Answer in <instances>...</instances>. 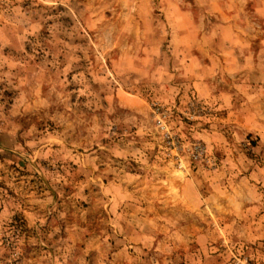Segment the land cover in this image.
<instances>
[{
  "label": "rangeland",
  "instance_id": "obj_1",
  "mask_svg": "<svg viewBox=\"0 0 264 264\" xmlns=\"http://www.w3.org/2000/svg\"><path fill=\"white\" fill-rule=\"evenodd\" d=\"M0 264H264V0H0Z\"/></svg>",
  "mask_w": 264,
  "mask_h": 264
}]
</instances>
